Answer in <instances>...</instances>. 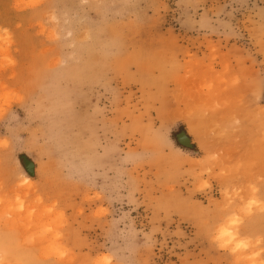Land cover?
Returning a JSON list of instances; mask_svg holds the SVG:
<instances>
[{
  "label": "rangeland",
  "instance_id": "rangeland-1",
  "mask_svg": "<svg viewBox=\"0 0 264 264\" xmlns=\"http://www.w3.org/2000/svg\"><path fill=\"white\" fill-rule=\"evenodd\" d=\"M0 264H264V0H0Z\"/></svg>",
  "mask_w": 264,
  "mask_h": 264
},
{
  "label": "water",
  "instance_id": "water-1",
  "mask_svg": "<svg viewBox=\"0 0 264 264\" xmlns=\"http://www.w3.org/2000/svg\"><path fill=\"white\" fill-rule=\"evenodd\" d=\"M176 138H177V141L180 143V144H182V145H184V146H189L190 144H189V138L188 137H186V135L185 134H183L182 132H180V133H178L177 135H176ZM25 166V168L28 170V164H25L24 165Z\"/></svg>",
  "mask_w": 264,
  "mask_h": 264
}]
</instances>
